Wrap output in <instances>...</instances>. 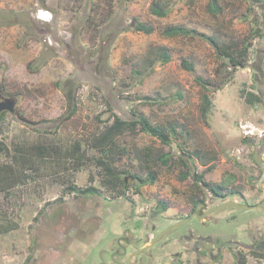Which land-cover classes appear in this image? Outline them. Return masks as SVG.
<instances>
[{
  "label": "rangeland",
  "instance_id": "374dc122",
  "mask_svg": "<svg viewBox=\"0 0 264 264\" xmlns=\"http://www.w3.org/2000/svg\"><path fill=\"white\" fill-rule=\"evenodd\" d=\"M154 4L167 8L168 14H151ZM209 4L0 0V88L5 98L15 101L14 112L0 117V141L11 156L15 147L31 149L34 168L28 169L27 162L26 179L7 195L0 193V264H91L108 254L109 242L126 235L142 213L155 212L159 229L182 219L183 196L191 184L181 179L187 172L181 160L187 163L189 178L200 174L207 184H221L223 193L234 184L244 193L245 204L264 203V0H216L217 14L209 11ZM39 10L48 11L50 18H37ZM135 19L152 26L153 33L130 29ZM169 26L213 36L221 46L233 44L232 49H241L256 30L261 36L238 59L244 67L233 69L224 67L225 61L199 38L164 36ZM158 47L169 51L171 61L155 65L142 79L135 77L132 71H144L148 52ZM182 60L194 64V74L181 67ZM194 75L209 83L206 118L200 113L206 92ZM244 93L260 97V102L248 105ZM106 103L123 119L131 118V111L143 115L170 137V144H163L139 131L117 140L127 151L115 164L127 178L122 196L104 187L95 163L98 155L89 146L102 128L95 117L109 116ZM241 125L253 130L251 138L243 137ZM169 126L177 136L167 133ZM76 143L81 147L77 153L85 154L79 169L65 156L75 151ZM38 148L46 154H37ZM163 154L169 155L167 166L158 159ZM11 156L0 153V165ZM149 171L155 182L136 190L131 176L144 178ZM89 188L95 193L82 194ZM158 201L165 203V211ZM216 215L218 224L203 231L219 236L223 248L218 258L204 259L205 264H241L239 253L244 250L245 264H264V258L251 254L256 249L245 247L264 239V213L225 207ZM230 215L232 220L227 219ZM193 225L195 221L172 229L168 237L178 238ZM181 246H166L164 252L157 248V262L170 264V253L182 254ZM178 259L183 262L174 264H194L193 256Z\"/></svg>",
  "mask_w": 264,
  "mask_h": 264
},
{
  "label": "trees",
  "instance_id": "16d2710c",
  "mask_svg": "<svg viewBox=\"0 0 264 264\" xmlns=\"http://www.w3.org/2000/svg\"><path fill=\"white\" fill-rule=\"evenodd\" d=\"M44 3V1H42ZM151 14L157 17H165L168 14L167 8H162L159 5H152L151 6ZM209 11L212 14H217L219 12V8L216 5V0H210L209 4ZM10 23V22H9ZM12 23V21H11ZM133 31L140 32L146 35L152 34L154 29L152 26L143 23L137 19L133 21V23L129 27ZM163 35L166 37H176V36H183V37H194L203 40L204 42L208 43L217 56L225 61L224 67H231L233 69L243 68L244 65L238 59L245 57L248 49L252 48V40L254 37L256 38L258 35L261 36V32L256 30L250 35L248 42L243 44V47L240 49L238 45L236 50L232 49L234 46L233 44L229 45H219L218 41L215 37L200 33L196 30L188 29L183 26H169L163 31ZM171 61V54L166 48L158 47L155 49H151L148 52L146 57V67L144 71L134 70L133 75L137 78H144L150 75L151 70L154 69L155 65L160 64H167ZM181 67L186 70L187 72L194 74V64L188 60H182ZM194 81L197 85H199L206 94L201 95L200 101V113L202 118H206L209 112V108L211 106V101L209 96L207 95L210 92L209 83L200 76L194 75ZM245 94V101L248 105H256L260 102V97L253 96L251 94ZM107 105V112L109 116L106 119L101 118V114H98L95 119L98 124L102 125V128L95 132L89 141V146L95 153L98 155L96 157L95 163L98 167H100L102 171L103 177V185H105L110 191H115L119 193L121 196L124 193L125 181L121 177L124 173L120 171L116 166V161L118 158L122 157L127 153L126 149L121 147L118 144V139L126 134H136L137 132H142L152 137L158 138L163 144H170V137L166 136L157 126L152 125L147 118H145L141 114H137L131 111L132 117L129 119H123L119 117L117 114L112 112L111 107L108 103ZM4 115V112L1 116ZM176 128L174 126L167 127V133L170 135L177 136ZM75 151L68 152L65 156L68 155L69 159H72L75 166L81 167L85 163L84 152L77 153L81 151V147L79 143L74 145ZM15 154L11 156L9 149L7 146L0 141V153H4L6 155L11 156V161L7 163H3L0 165V193L8 194L10 189L13 187L15 183H21L26 179V176L23 174V170L27 162H30V167L28 169H34L32 167L33 160L30 150H27L26 147H15ZM41 152L37 153L41 156L46 154V150L38 148ZM45 152V153H44ZM30 156V158H28ZM160 163L163 166H167L169 163V155L163 154L158 156ZM27 163V164H26ZM181 163L187 167L186 174H182L181 179L185 180L190 175V170L187 166V163L184 160H181ZM131 178L136 182L135 189H139L142 185H151L155 182L156 176L154 172L149 171L144 178H141L137 175H132ZM196 180H200V176L193 177ZM124 186V187H123ZM123 187V188H122ZM70 190L75 191L74 187H70ZM215 191V189H213ZM218 191V190H217ZM215 191L217 194H219ZM85 193H95L94 189L89 188L87 190L82 191V194ZM160 211H164L166 209L165 203H159ZM264 246H260L259 249L252 251L251 254L255 257L264 258L263 251ZM248 250H244V252L239 253V258L241 264H245L246 262V255Z\"/></svg>",
  "mask_w": 264,
  "mask_h": 264
},
{
  "label": "flooded vegetation",
  "instance_id": "af4514ba",
  "mask_svg": "<svg viewBox=\"0 0 264 264\" xmlns=\"http://www.w3.org/2000/svg\"><path fill=\"white\" fill-rule=\"evenodd\" d=\"M256 75L257 72H255V76ZM2 97H4L3 94ZM189 176L185 180H188L187 182H190L191 188L188 194L186 195L184 193L185 196H183L184 200L186 198V205L182 207V209L185 211L184 217L182 219L177 220L173 224L166 225L159 229L157 214L155 212L149 215L146 213H142L139 217L134 219V221L132 222V228L127 229V231L125 230L126 235H119L113 241L109 242L108 254L100 256V258L98 256L95 261H93V258L92 261L89 262L91 264H159V262H157V259L158 252L160 250L158 249H161V252H164L169 249H166V246H174L175 244L181 246L180 244L182 241V254L181 252L170 253V264H174L175 262L177 263V261L180 260L183 262L182 259H178L182 255L187 257L193 256L194 264H205V260L207 259V257L209 259L218 258L223 248V241H221V238H219V236L206 234L203 231V228H205V226L207 225L218 224L220 217H217L216 214L219 213L222 209H216L217 207H219L221 204L228 200H236L240 204H245V195L242 191L236 189V187H234V184H232V190L230 192L228 191V194L222 192L221 184H207L200 174L193 173L192 179L189 178ZM194 176H200L201 179L196 180L193 178ZM123 179L125 181V185H127V178ZM104 187L107 188L105 185ZM213 189H215V191L218 190L219 192H217L219 194L213 191ZM260 190L262 191L264 198L263 184ZM114 193L119 194L116 192ZM225 196L226 200H224ZM160 202L164 203L162 201H158L157 205H159ZM253 206H260L264 208V203L262 200H257ZM182 209L178 208L177 211L180 212ZM235 209L240 210L238 208ZM227 219L232 220V215L228 216ZM182 221H187L184 226L192 223V221H195L197 225H193L192 227L186 229L184 234L180 235L178 238L168 237L172 230H169L164 235H162L163 232H165L169 227ZM159 237L160 239L153 246H151L153 242ZM164 239V243L161 244L160 242ZM112 243L115 244V247H112ZM159 243L160 246L156 247L157 245H159ZM260 246H264V239H260L257 242H253L251 245L245 247L247 249L254 248L257 250ZM145 247L148 248L144 251H141ZM138 251L141 252H139L137 255H134ZM86 261L84 260L83 262L85 263Z\"/></svg>",
  "mask_w": 264,
  "mask_h": 264
},
{
  "label": "water",
  "instance_id": "95a60500",
  "mask_svg": "<svg viewBox=\"0 0 264 264\" xmlns=\"http://www.w3.org/2000/svg\"><path fill=\"white\" fill-rule=\"evenodd\" d=\"M2 94H3V92H2V90H1V88H0V115H1V113H3V112H7V113H13L14 112V110H15V101L13 100V99H11V98H4V97H2ZM227 206H232V207H235V208H238V209H240V210H244V211H250V210H255V209H261L263 212H264V208H262V207H260V206H253V205H246V204H240V203H238L236 200H228V201H226V202H224L223 204H221L219 207H217L216 209H223V208H225V207H227ZM187 221H182V222H178V223H176V224H174V225H172L171 227H169L165 232H163V234L162 235H164L167 231H169V230H172V229H176V228H178V227H180V226H183L185 223H186ZM161 235V236H162ZM160 236V237H161ZM160 237L158 238V239H156L154 242H153V244L151 245V246H153L159 239H160ZM151 246H149V247H151ZM148 247H145V248H143L141 251H144L145 249H147ZM141 251H138V252H136V254H134V255H137L139 252H141Z\"/></svg>",
  "mask_w": 264,
  "mask_h": 264
},
{
  "label": "built area",
  "instance_id": "2783aa9c",
  "mask_svg": "<svg viewBox=\"0 0 264 264\" xmlns=\"http://www.w3.org/2000/svg\"><path fill=\"white\" fill-rule=\"evenodd\" d=\"M37 18L40 20H48L50 18V13L46 10H39L36 14ZM243 131V137L244 138H251V136L254 134L253 130L248 128L249 126H240Z\"/></svg>",
  "mask_w": 264,
  "mask_h": 264
},
{
  "label": "clouds",
  "instance_id": "9594fccd",
  "mask_svg": "<svg viewBox=\"0 0 264 264\" xmlns=\"http://www.w3.org/2000/svg\"><path fill=\"white\" fill-rule=\"evenodd\" d=\"M43 21H46V20H43Z\"/></svg>",
  "mask_w": 264,
  "mask_h": 264
}]
</instances>
